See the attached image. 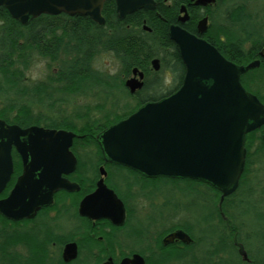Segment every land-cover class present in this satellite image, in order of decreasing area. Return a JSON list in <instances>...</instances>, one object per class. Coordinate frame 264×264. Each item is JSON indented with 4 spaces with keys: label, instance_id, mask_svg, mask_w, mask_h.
I'll return each instance as SVG.
<instances>
[{
    "label": "water",
    "instance_id": "obj_1",
    "mask_svg": "<svg viewBox=\"0 0 264 264\" xmlns=\"http://www.w3.org/2000/svg\"><path fill=\"white\" fill-rule=\"evenodd\" d=\"M108 0H0L10 16L22 25L42 15L88 17L99 26ZM209 3L214 0H202ZM121 20L138 11H154V0H115ZM144 31L151 29L144 25ZM169 36L177 45L187 73L181 87L159 101L145 103L128 118L105 129L98 140L107 161L128 167L147 178L190 179L210 184L222 193L220 205L234 194L244 173L246 136L264 126V104L241 83L242 75L259 62L238 66L226 60L207 42L179 27ZM152 70L161 62L154 59ZM145 74L135 68L125 82L130 95L144 89ZM78 137L66 130L39 126L22 128L0 119V194L13 172L12 148L23 158L24 174L8 198L0 200V214L12 221L32 219L53 204L61 190L76 188L63 175L72 173L76 158L71 152ZM104 174H106L104 172ZM118 199L102 178L98 189L82 204L98 218L116 221ZM92 211V210H90ZM89 215V214H87ZM193 240L184 231L171 233L165 245ZM243 261L251 263L241 249Z\"/></svg>",
    "mask_w": 264,
    "mask_h": 264
},
{
    "label": "flooded vegetation",
    "instance_id": "obj_2",
    "mask_svg": "<svg viewBox=\"0 0 264 264\" xmlns=\"http://www.w3.org/2000/svg\"><path fill=\"white\" fill-rule=\"evenodd\" d=\"M258 1L264 0H238L236 3L235 0H214L209 3L202 0H158L152 12L156 13L153 15L154 20L159 18L166 24L168 34L171 27H179L207 42L226 60L238 66L259 62L260 90L264 104V24L254 20L248 11L250 6ZM159 10L164 16L160 15ZM240 11L249 18L246 27L237 24L235 20ZM235 36L244 41L234 42ZM248 36L255 40L261 37L263 41L251 42L247 39ZM238 51H256V58L242 65L234 59ZM181 63L180 86L187 73L182 59ZM251 134L252 136H246L245 140L247 155L238 190L225 198L222 205L221 192L210 184L196 181L200 182L197 186L199 196L206 190L205 194L209 193L212 198L206 201L207 206H214L213 191H217V213L225 225H236L238 222L229 211L233 213L244 201L251 206V194L260 185L247 178L250 176L251 167H259L262 176L257 173L256 176H264V126ZM256 134L260 135V139H256ZM255 144H258V147L253 156L251 149ZM71 152L76 158V167L72 173L62 177L76 186L74 191H58L53 197V204L41 208L32 219L12 221L0 214V264H203L198 257L196 240L181 228L183 224L170 226L171 209L173 206L180 207L181 202L178 204L173 199L175 195H169L167 186L174 185L173 190L179 192V201L185 197L181 185L185 184L187 179L147 178L128 167L111 163L106 160L97 139H75ZM11 155L13 172L6 188L0 194V200L9 197L24 174L23 158L15 147L12 148ZM102 178L107 188L113 191L118 199L114 202L118 210L115 222L108 218H98L93 208H90L92 211L84 209L85 213L81 210L83 202L96 192ZM203 183L207 184L211 192L203 187ZM239 191L243 200L241 198L235 202ZM262 193L264 194V188ZM227 200L229 202L225 211L223 204ZM231 200H234L236 205L230 204ZM229 206H232V209H229ZM185 208L182 207V210H186ZM176 231L186 232L193 242L186 245L175 241L165 245L164 239ZM225 242L228 248L234 245L233 240ZM229 253L226 262L234 264L233 251ZM216 258L218 257L213 260ZM213 260H210V264L219 263L218 260Z\"/></svg>",
    "mask_w": 264,
    "mask_h": 264
},
{
    "label": "trees",
    "instance_id": "obj_3",
    "mask_svg": "<svg viewBox=\"0 0 264 264\" xmlns=\"http://www.w3.org/2000/svg\"><path fill=\"white\" fill-rule=\"evenodd\" d=\"M159 13L164 16L162 11L159 10ZM154 14L156 13L152 11H138L121 20L116 12L115 0H108L102 12L106 21L103 26H99L88 17H70L64 14L42 15L28 25H22L14 20L5 8L0 7V98L6 102L0 106V119L22 128L39 126L71 131L78 136L76 140H98V136L105 129L128 118L145 103L159 101L173 94L181 84L182 63L178 47L171 40L166 24L159 18L154 20ZM235 20L244 27L248 24L249 18L240 11ZM144 23L151 29V33L143 30ZM247 39L256 43L263 41L261 37L255 40L248 36ZM233 41L244 40L235 36ZM103 55H111L120 63V73L125 78L129 77L135 68L144 72L145 88L132 96L126 90L123 78L119 77L118 81L96 69V60ZM255 55L256 51L244 53L238 51L234 59L246 65L256 58ZM155 58L161 61V69L172 72L174 77L172 89L164 91V81L160 79V74L152 71L151 62ZM39 60H48L50 68L52 65L56 68L51 71L48 82L29 84L27 72ZM241 82L248 92L263 101L260 69L248 71ZM96 88H105L111 93L115 91L121 98L132 99L134 103L119 106L116 103L118 98L110 96L108 98L113 101L112 109L105 112L103 117L96 116L91 108L84 114L74 113L68 116L55 110L52 103L53 100L56 101L55 95L61 93L77 97L87 95ZM45 103L49 104V111L43 112L40 107ZM98 109L101 113L103 107L100 106ZM77 122L82 124L79 126ZM250 136L251 133L247 138ZM259 137L260 135L256 134V139ZM199 183L193 180H186L185 183L197 197L200 193L197 192ZM203 187L208 188L204 183ZM208 190L211 192V189ZM205 193L206 190L203 194L211 200L210 194ZM213 193V210L201 217V223L197 221L205 228L202 232L205 238L196 239L189 224L181 227L196 240L197 246L201 248L202 245L208 246L205 252L207 259L203 264H207L208 260L210 264V260L221 255L230 256L229 251H233L234 264H248L240 256L239 248L242 246L247 249L251 264H264V260H257L252 256V250L241 237L242 226L223 224L216 208L218 193L217 191ZM228 202L229 200L223 204L225 211ZM257 238L264 242V236ZM226 240H233L234 245L228 248ZM261 245L259 253L264 256V244ZM218 261V264H227L223 258H219Z\"/></svg>",
    "mask_w": 264,
    "mask_h": 264
},
{
    "label": "rangeland",
    "instance_id": "obj_4",
    "mask_svg": "<svg viewBox=\"0 0 264 264\" xmlns=\"http://www.w3.org/2000/svg\"><path fill=\"white\" fill-rule=\"evenodd\" d=\"M237 1L238 0H235V3ZM248 11L255 18L254 20H257L258 22L264 24V21L262 20L264 19V1L263 2L258 1L257 4L251 5ZM258 19H261L262 21ZM144 25H146V23H144ZM50 65L51 64L48 60H39L31 68V70L27 72L28 83L30 84L32 82L33 83L48 82L49 77L51 75V71L56 68L55 65H52L50 68ZM95 68L104 74L114 77V79L116 80H118L119 77L123 78L124 85L125 82L132 77V73L127 78L121 76L120 73L121 65L116 60H114L111 55L100 56L96 60ZM157 73L160 74V79L164 81V87H163L164 91L168 89H172L174 86V79H173L174 77L172 76L173 75L172 72H170V70L168 69H161ZM145 81H146V75H145ZM110 96L111 98L114 97L118 98V101H116V103L119 106H122L124 103H128V104L134 103L132 99L125 98L124 96H123L124 98H121L120 95L115 94V91L111 93L110 90H106L105 88L102 89L96 88L93 89L91 92H89L87 95H80L77 97L60 93L58 95H55L56 101L53 100L52 103L55 105V110L62 112L64 116L74 115V113L84 114L88 108H91L96 116L103 117L105 112H108L112 109L111 106L113 104V101H111V99L108 98ZM5 103H6L5 100L3 98H0V106L4 105ZM48 106L49 104L45 103L43 106L40 107V110L43 112L49 111ZM100 106L103 107L101 113L98 112L99 110L98 107ZM77 123L79 126L82 124V122L81 123L77 122ZM257 147L258 144H255L254 147L251 149L252 154L253 153L255 154ZM259 172H260L259 167H251L250 176L247 177L249 180L250 179L254 180L255 184L260 183L259 188L256 189L253 194H251V198L249 199L251 206L250 204L244 201L242 202V204H240V206L236 210L233 211V213L231 211H229L228 213L231 216L233 215L236 218V221L238 220V222H236L237 226L243 227L241 231V237L246 241L247 245L252 250V256L257 260H264L263 254L259 253L260 248L262 247L261 244H264V242L262 239L257 238L260 237L261 235L264 236V194L262 193V188H264V182L262 180H264L263 178L264 176L260 178L256 176V173L259 176H262V173ZM255 177H258V179H254ZM173 189H174V185L171 184L167 186L169 195L171 196L175 195L173 199H175L178 202V204H180L181 202V206L180 207L173 206L174 208L172 207L171 216H170L171 217L170 226H174L178 224H183V225L189 224L193 228L194 237L200 240L203 239L204 237L202 238L203 236L202 232L205 228L201 224H198L197 221L200 222V219L203 215L206 216L209 213L208 211L213 210V207L207 206L206 201L207 200L209 201V199L204 194H202V196H199L201 197V199L198 198L195 192L192 193L191 187L188 184H182L181 190L183 191V194L185 192L187 193V195L185 194V197L183 196L182 199H179L178 201L179 192ZM241 191H239L237 196L235 197V202L241 200V198L243 200V197L241 196L242 195ZM161 201L163 200L161 199ZM235 202L234 200H231L230 204ZM193 205H197V206H193ZM184 206L186 207L185 208L186 210H182V207ZM230 207L232 206H229V209H232ZM176 208H181V209L177 210ZM207 247L208 246L203 247L202 245V248L201 246H198L197 248L198 257H200V260L203 262H206L207 259V256L205 254ZM200 248L202 249V251L200 250ZM242 249L245 250L249 256L247 249L244 248L243 246ZM219 258H223L225 261L228 260L227 255H221V257H218L215 260H218ZM215 260H213V262Z\"/></svg>",
    "mask_w": 264,
    "mask_h": 264
},
{
    "label": "bare ground",
    "instance_id": "obj_5",
    "mask_svg": "<svg viewBox=\"0 0 264 264\" xmlns=\"http://www.w3.org/2000/svg\"><path fill=\"white\" fill-rule=\"evenodd\" d=\"M198 223H201V222H198Z\"/></svg>",
    "mask_w": 264,
    "mask_h": 264
}]
</instances>
